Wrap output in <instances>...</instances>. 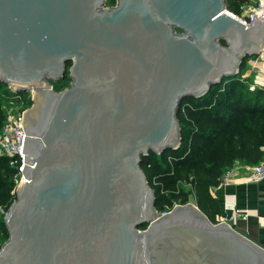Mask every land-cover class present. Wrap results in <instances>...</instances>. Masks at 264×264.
<instances>
[{
	"label": "water",
	"instance_id": "1",
	"mask_svg": "<svg viewBox=\"0 0 264 264\" xmlns=\"http://www.w3.org/2000/svg\"><path fill=\"white\" fill-rule=\"evenodd\" d=\"M263 53L264 22L225 0H0V81L34 90L0 264H264L194 202L159 213L141 167L180 145L182 98Z\"/></svg>",
	"mask_w": 264,
	"mask_h": 264
},
{
	"label": "trees",
	"instance_id": "2",
	"mask_svg": "<svg viewBox=\"0 0 264 264\" xmlns=\"http://www.w3.org/2000/svg\"><path fill=\"white\" fill-rule=\"evenodd\" d=\"M247 1L225 0V4L239 14ZM246 56L236 75L224 77L201 96L182 98L177 111L181 143L176 149L142 156L141 167L155 190L158 211L170 209L179 197L186 203L192 195L197 206L216 222L214 216L220 212V205L211 193L212 187L236 161L251 165L264 159V85L250 91L245 84L251 78L246 82L238 79ZM68 77L66 71L65 77L52 85L60 89L69 84ZM2 86L7 85L0 81V128L5 120L4 98L13 95L10 89L2 92ZM26 99L30 101L29 96ZM15 173L7 158L0 156V206H9L15 197Z\"/></svg>",
	"mask_w": 264,
	"mask_h": 264
},
{
	"label": "crops",
	"instance_id": "3",
	"mask_svg": "<svg viewBox=\"0 0 264 264\" xmlns=\"http://www.w3.org/2000/svg\"><path fill=\"white\" fill-rule=\"evenodd\" d=\"M251 74L246 69V78L254 80ZM247 165L236 161L228 168L227 179L212 187L211 193L220 205V212L214 217L215 221L233 224L237 230L264 245V180L252 181ZM190 201L195 203L192 195Z\"/></svg>",
	"mask_w": 264,
	"mask_h": 264
},
{
	"label": "built area",
	"instance_id": "4",
	"mask_svg": "<svg viewBox=\"0 0 264 264\" xmlns=\"http://www.w3.org/2000/svg\"><path fill=\"white\" fill-rule=\"evenodd\" d=\"M241 8L245 12L235 15L240 20L245 23H252L255 20L264 22V0H254V2L249 0ZM258 79L259 81L253 85H264V74ZM33 96L34 90H30V98L32 99ZM2 108L5 111V120L0 128V156L6 157L8 164L16 169L15 176H19V184L25 180L22 170L25 164L23 143L27 136L24 129L26 107L10 102L2 105ZM247 168L252 181L261 182L264 180V159L258 163L247 165ZM229 173L230 170L227 169L220 181H225Z\"/></svg>",
	"mask_w": 264,
	"mask_h": 264
},
{
	"label": "rangeland",
	"instance_id": "5",
	"mask_svg": "<svg viewBox=\"0 0 264 264\" xmlns=\"http://www.w3.org/2000/svg\"><path fill=\"white\" fill-rule=\"evenodd\" d=\"M115 1L116 0H106V4L107 5H113V4H115ZM251 2H254V0H251ZM228 9V8H227ZM229 10V9H228ZM232 14H234V15H236V13H234V12H232L231 10H229ZM245 11H243V9L241 8V11H240V13H244ZM71 64V62H68L67 63V66H69ZM246 69L248 70H250L251 71V77H252V79H254V80H251V81H249L248 80V82H247V84H245V88L247 87V89L248 90H250V91H255L256 89H257V87H259V86H257V85H253L256 81H257V79L259 78V77H262L263 76V74H264V53L263 54H258V55H254L253 56V54L252 55H247L246 56V58H245V62H244V66H243V68H241V71H240V73H239V75H238V79H240L242 82H246L247 81V78H246V76L244 75L245 73H246ZM67 73H68V70H67ZM69 81H70V77H68L67 78V82L69 83ZM253 81V82H252ZM241 82V83H242ZM55 85V84H54ZM54 85H53V88H55L54 87ZM261 86V85H260ZM3 88H1L2 89V92H4L3 91V89H5V91L6 90H8L9 89V87L8 86H2ZM27 96H29L30 97V91H28V92H13V95H12V97H10V98H8V99H6V98H4V102H3V105L4 104H8V103H10V102H13V103H15V104H20V105H25V104H27L28 106L31 104L30 103V101H31V98H30V101L28 102V99H26V97ZM13 180H14V186H13V189H12V192L14 191L15 192V188H16V186L18 185V181H19V176H13ZM182 186H185V187H188L187 185H182ZM153 187V186H152ZM167 195H168V197L170 198L171 196H170V194L169 193H167ZM173 204H172V206H171V208L175 205V204H183V199L182 198H177V199H175V200H173V202H172ZM7 206L8 205H1L0 206V245H1V243L7 238V236H8V233H7V230H6V228H5V226H4V221H3V215H4V211L7 209ZM170 208V209H171ZM166 211H169V209L168 210H160L159 211V213H164V212H166ZM143 227H145V225L144 226H142V228Z\"/></svg>",
	"mask_w": 264,
	"mask_h": 264
}]
</instances>
